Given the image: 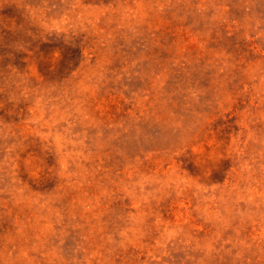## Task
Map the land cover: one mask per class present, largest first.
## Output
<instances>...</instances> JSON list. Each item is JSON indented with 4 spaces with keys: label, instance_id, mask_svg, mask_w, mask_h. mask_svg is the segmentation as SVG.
<instances>
[{
    "label": "rangeland",
    "instance_id": "1",
    "mask_svg": "<svg viewBox=\"0 0 264 264\" xmlns=\"http://www.w3.org/2000/svg\"><path fill=\"white\" fill-rule=\"evenodd\" d=\"M0 264H264V0H0Z\"/></svg>",
    "mask_w": 264,
    "mask_h": 264
}]
</instances>
